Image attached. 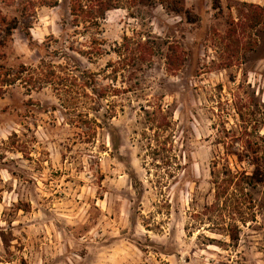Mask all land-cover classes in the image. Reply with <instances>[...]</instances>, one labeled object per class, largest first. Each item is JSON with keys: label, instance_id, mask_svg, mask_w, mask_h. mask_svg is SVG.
I'll return each mask as SVG.
<instances>
[{"label": "rangeland", "instance_id": "1", "mask_svg": "<svg viewBox=\"0 0 264 264\" xmlns=\"http://www.w3.org/2000/svg\"><path fill=\"white\" fill-rule=\"evenodd\" d=\"M54 1L0 0V264H264V178L238 240L200 215L214 161L264 177V0Z\"/></svg>", "mask_w": 264, "mask_h": 264}, {"label": "trees", "instance_id": "2", "mask_svg": "<svg viewBox=\"0 0 264 264\" xmlns=\"http://www.w3.org/2000/svg\"><path fill=\"white\" fill-rule=\"evenodd\" d=\"M139 0H73L70 6V15L72 17V21L76 27L81 24L85 26L84 28H98L99 20L104 18L106 12L110 9H117L129 6L131 4L137 3ZM141 1H150V0H141ZM57 3V0L54 1ZM55 4H51L54 6ZM252 8V6H251ZM253 8L259 9L258 5ZM26 37H29V33H25ZM45 53V52H44ZM124 60V57L121 59ZM36 71V74L34 72ZM32 71V75H37L40 83H48L55 84L58 80H68L71 75L68 71L67 66H55L52 61H45L40 59L39 65L36 66ZM113 70L108 73V76L111 75ZM65 75V78H64ZM94 84V80H93ZM92 85V84H91ZM85 84L82 85V90L85 96L86 93ZM92 92L94 93L95 90ZM123 88H117L115 85H110L107 89L103 90V94L96 95L99 99L104 96L108 97L109 95H116V93H120ZM90 99V97H89ZM112 102V101H110ZM113 103H110V113L108 114L109 118L115 116V110L113 108ZM94 110L93 108H89L88 110ZM87 110V109H86ZM99 111V110H97ZM96 111V112H97ZM86 115V112H83ZM156 116L160 115L161 122L156 123V126H152L150 129H155L156 135L160 132H166V127L168 126V121L166 117L162 114L161 110L157 109L154 111ZM82 116V117H83ZM159 117V116H158ZM157 117V118H158ZM169 136L163 138V140L159 143L166 152L164 158L168 160L176 159L175 155L170 156V152L172 151L171 145L168 140ZM157 141V140H156ZM231 151H226L225 155H232ZM180 164L175 166V169L178 170ZM171 173V172H170ZM261 173L256 170L251 173H247L245 170H234L232 171L229 166L226 164H220L218 161L213 162V167L211 170V179L214 188V198L219 200L224 198L220 203L210 204L205 206L200 215L205 216L206 220L209 221L208 224L212 225L216 230H223L227 232V236L230 241L238 240V232L239 225L245 224L248 221H254V206L252 204L251 196L248 191H246L247 187H254L255 183H259L262 181ZM222 212L218 216H213L212 213Z\"/></svg>", "mask_w": 264, "mask_h": 264}]
</instances>
